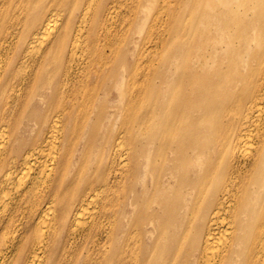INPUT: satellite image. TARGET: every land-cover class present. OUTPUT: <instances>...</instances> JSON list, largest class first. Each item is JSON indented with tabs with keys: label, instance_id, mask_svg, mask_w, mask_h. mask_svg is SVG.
<instances>
[{
	"label": "bare ground",
	"instance_id": "1",
	"mask_svg": "<svg viewBox=\"0 0 264 264\" xmlns=\"http://www.w3.org/2000/svg\"><path fill=\"white\" fill-rule=\"evenodd\" d=\"M0 264H264V0H0Z\"/></svg>",
	"mask_w": 264,
	"mask_h": 264
},
{
	"label": "rangeland",
	"instance_id": "2",
	"mask_svg": "<svg viewBox=\"0 0 264 264\" xmlns=\"http://www.w3.org/2000/svg\"><path fill=\"white\" fill-rule=\"evenodd\" d=\"M256 11V9H251L250 14L255 15Z\"/></svg>",
	"mask_w": 264,
	"mask_h": 264
}]
</instances>
